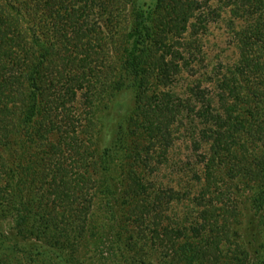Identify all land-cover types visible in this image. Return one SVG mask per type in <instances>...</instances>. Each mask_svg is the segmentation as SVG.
<instances>
[{"label": "trees", "instance_id": "1", "mask_svg": "<svg viewBox=\"0 0 264 264\" xmlns=\"http://www.w3.org/2000/svg\"><path fill=\"white\" fill-rule=\"evenodd\" d=\"M126 1L130 2L133 27L124 35L123 59L108 87L109 97L121 96L107 107L116 120L112 123L98 109L95 118L99 130L106 135L112 131V135L105 139L100 132L94 140L98 156L93 171H97L72 179L69 173L59 178L53 135L50 129H42L52 116L42 113V102L52 90L41 91V83L44 66H53L51 57L57 52L52 44L53 28L44 12L48 10L46 18L62 16L67 22L71 11L67 8L75 7V1L0 0V264H89L91 251L86 246L95 235L92 208L98 202L111 201H120L135 234L128 239L117 236L118 253L112 255L123 264H229L234 254L243 264H264L263 245L246 263L241 249L245 245L238 237L247 208L254 217L248 224L256 223L264 238V109L260 107L264 92H250L244 100L237 93L240 101L226 106L225 116L214 114L208 95L200 90L178 102L169 92L149 94L148 67L157 65L162 73L158 85L179 72L178 65L165 60L170 45L157 49L156 39L162 36L158 25H171L176 31L180 25L183 30L201 3L149 0L144 9L135 0ZM234 1L236 10L250 7L258 11L256 0ZM57 4H63V13L55 9ZM83 36L80 28L55 35L64 46L57 52L51 76L59 78L68 72L62 64L64 56L78 54L76 47ZM166 36L164 33L162 39ZM244 39L242 48L250 45L255 33ZM72 44L74 48L69 47ZM255 62L242 54V68L254 67ZM242 102L247 106L240 107ZM183 112L204 120L199 130L202 139L193 144L195 149L207 146L199 156L204 168L197 177L200 190L193 197L196 221L189 226L177 224L167 215L170 205L186 196L185 192L150 188L140 171L126 163L133 153L143 154L148 161L152 158L149 152L155 150L161 151L157 161L164 159L173 145L171 126ZM138 115L144 125L138 124L134 117ZM140 128L147 137L138 143L135 137L141 136ZM81 162L85 164L87 159ZM244 203L248 205L244 207ZM35 217L39 219L36 226ZM138 238L149 244V252L137 248ZM229 240L233 242L232 256L222 260L220 246Z\"/></svg>", "mask_w": 264, "mask_h": 264}, {"label": "rangeland", "instance_id": "2", "mask_svg": "<svg viewBox=\"0 0 264 264\" xmlns=\"http://www.w3.org/2000/svg\"><path fill=\"white\" fill-rule=\"evenodd\" d=\"M72 1H75L77 9L67 8V11L71 10L70 20L67 22L61 20L62 16L55 18L52 15L53 18H46L48 10L44 12L46 16L44 18L53 28L52 44L58 53H61L64 46V43L55 38V35L60 32L70 33L74 31V28H80L84 38L80 44H77L78 54L71 57L64 56L65 60L62 64L68 72L63 76L58 78L56 75H50L57 52L51 57L53 66L46 64L43 68L41 91L43 89L46 93L48 89H51L52 92L49 95L45 94L41 110L42 113H46V116H52H50L49 125H45L42 129L44 131L50 129V134L53 135L52 145L56 158L59 159L56 166L60 169L57 172L59 178L65 176L66 173L68 176L69 173L72 179L78 177L82 179V176L87 177L91 172L97 171H93L98 156L94 140L98 139L100 132L106 135L105 130H99L100 124L98 126L96 124V110L98 109L100 115H107L112 123L116 120L115 116H110L112 115L111 109L107 107H112V101L115 103L120 101L121 96L117 93L116 99L109 97L108 87L123 59V49L126 46L124 35L128 27L132 28L133 25L129 9L130 2L126 0H88L87 4L79 0ZM135 1L144 9L150 2L149 0ZM197 1L201 3V6L192 12V16L184 23L183 30L180 25L177 31L171 28V25H158V32L162 33V36L156 39V42H159L157 49L170 45L169 55L165 60L166 62L171 60L178 65L179 72L170 74L169 78L164 80V85H158L162 73L157 65L148 67L147 80L150 83L148 93L169 92L174 95L173 100L178 102L181 99L191 98L190 94L200 90L208 95L214 114L219 113L225 116L224 108L234 104L236 100L240 101L236 98L237 93L240 94L238 98L244 100L250 92H264V0H256L258 11L255 12L250 7L236 10L237 7L235 1L232 2L233 0ZM55 9L60 13L64 12L63 4H57ZM160 23L164 21L160 19ZM249 31L255 33V39L249 41L250 45L246 44L242 48L244 38L247 34H251ZM164 33H167V36L162 39ZM69 47L74 48V45ZM242 54L257 61L254 67L248 66V69L241 67ZM235 89L236 93H234ZM193 104L195 105V102ZM196 105L201 106L199 102ZM249 105L252 108L253 104ZM239 106L247 105L242 102ZM260 107L264 109V99H261ZM62 108L65 109L64 113H62ZM235 114L238 113L234 112ZM194 115V113L183 112L182 115L177 116L171 126L173 145L164 159L157 161L161 151L155 150L156 153L149 152V158H152L148 161L146 159L147 162L143 154L136 153L131 154V158L126 162L128 167H136L140 171L145 183L150 184V188H171L181 195L185 192L186 196L172 203L167 211V215L175 219L177 224L181 223L184 226L192 225L196 221L193 197L200 190L197 177L201 175L204 168V163L202 164L199 156L207 150L205 144H201L199 149L194 147V140L202 139L199 130L204 125V120ZM134 117L139 125H144L142 115ZM140 132L141 136L135 137L138 143L147 137L142 128ZM110 135L112 131L108 132L105 139H109ZM85 159L87 162L82 164L81 161ZM114 177L116 178L115 175ZM117 202L118 204L114 201L109 204L98 202L97 207L92 208L94 214L91 227L95 235L86 246L87 252L91 251L89 264H123L121 259L112 255L118 253L115 241L118 235L128 239L134 233L131 231L130 220L123 214L124 207L120 201ZM247 205L244 203V207ZM1 215L4 214L1 213ZM253 219V214L245 208L243 218L240 220L242 229L238 237L245 245L241 249L245 250L242 258L246 260V263L251 259L250 257H253L254 251L260 252L264 248V238L258 234L259 229L256 223L248 224ZM38 221V217H35V226ZM164 224L161 227H164ZM252 233H256L255 240L251 238ZM246 242L250 245L246 246ZM232 243L229 240L220 246L219 253L222 260L230 257L233 252ZM262 245L263 248H260ZM148 246L145 240L138 238V249L149 252L147 249L151 247L148 248ZM234 256L237 254L232 256L229 264H243L241 260H235ZM156 258L159 261L158 257Z\"/></svg>", "mask_w": 264, "mask_h": 264}]
</instances>
